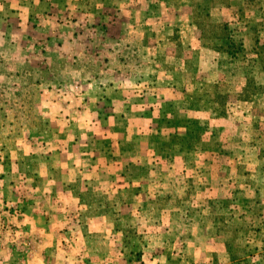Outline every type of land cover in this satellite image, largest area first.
Listing matches in <instances>:
<instances>
[{"label": "rangeland", "instance_id": "374dc122", "mask_svg": "<svg viewBox=\"0 0 264 264\" xmlns=\"http://www.w3.org/2000/svg\"><path fill=\"white\" fill-rule=\"evenodd\" d=\"M0 264H264V0H0Z\"/></svg>", "mask_w": 264, "mask_h": 264}]
</instances>
